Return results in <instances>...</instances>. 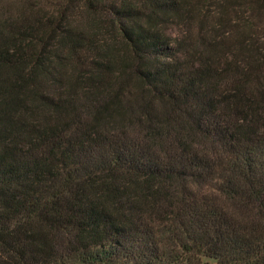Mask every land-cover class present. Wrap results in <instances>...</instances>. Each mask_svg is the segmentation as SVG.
<instances>
[{
    "label": "trees",
    "instance_id": "1",
    "mask_svg": "<svg viewBox=\"0 0 264 264\" xmlns=\"http://www.w3.org/2000/svg\"><path fill=\"white\" fill-rule=\"evenodd\" d=\"M264 264V0H0V264Z\"/></svg>",
    "mask_w": 264,
    "mask_h": 264
},
{
    "label": "rangeland",
    "instance_id": "2",
    "mask_svg": "<svg viewBox=\"0 0 264 264\" xmlns=\"http://www.w3.org/2000/svg\"><path fill=\"white\" fill-rule=\"evenodd\" d=\"M203 264H213V262L209 260H203Z\"/></svg>",
    "mask_w": 264,
    "mask_h": 264
}]
</instances>
